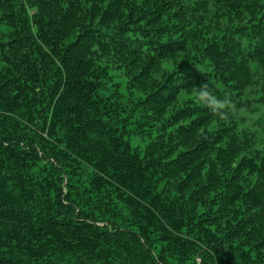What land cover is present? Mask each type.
Segmentation results:
<instances>
[{
    "label": "trees",
    "instance_id": "1",
    "mask_svg": "<svg viewBox=\"0 0 264 264\" xmlns=\"http://www.w3.org/2000/svg\"><path fill=\"white\" fill-rule=\"evenodd\" d=\"M0 264H264V0H0Z\"/></svg>",
    "mask_w": 264,
    "mask_h": 264
},
{
    "label": "clouds",
    "instance_id": "2",
    "mask_svg": "<svg viewBox=\"0 0 264 264\" xmlns=\"http://www.w3.org/2000/svg\"><path fill=\"white\" fill-rule=\"evenodd\" d=\"M193 95L213 113H219L221 110L226 109L229 104L227 99L221 100L214 95L213 92L210 91L208 83L202 84L199 90L194 91Z\"/></svg>",
    "mask_w": 264,
    "mask_h": 264
}]
</instances>
